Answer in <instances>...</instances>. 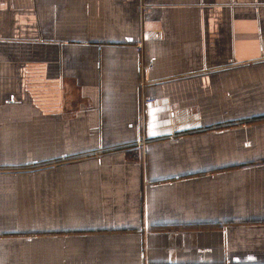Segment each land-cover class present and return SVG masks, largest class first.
I'll list each match as a JSON object with an SVG mask.
<instances>
[{
  "label": "crops",
  "instance_id": "0c3cea01",
  "mask_svg": "<svg viewBox=\"0 0 264 264\" xmlns=\"http://www.w3.org/2000/svg\"><path fill=\"white\" fill-rule=\"evenodd\" d=\"M0 169V264H264V0H0Z\"/></svg>",
  "mask_w": 264,
  "mask_h": 264
},
{
  "label": "rangeland",
  "instance_id": "374dc122",
  "mask_svg": "<svg viewBox=\"0 0 264 264\" xmlns=\"http://www.w3.org/2000/svg\"><path fill=\"white\" fill-rule=\"evenodd\" d=\"M94 122H88L85 126V128L88 130H90V128H92L94 125L92 124ZM119 127H117V130H118ZM24 129V128H23ZM29 133V132H28ZM24 137V136H23ZM26 145V142L23 143V146ZM144 143L141 144V146H143ZM73 159H76V157H71ZM55 163H50V162H46L40 166L37 167V169H39V171H43L45 170L48 166H51ZM1 170V169H0ZM20 169H16V171H19ZM23 170V169H22ZM67 178H69V176H66ZM75 181H77V178L78 176L77 175H74V176H71ZM7 178H8V175H7ZM62 179V178H61ZM12 181H14L13 183L19 185H27V184H31V183H34V182H37V181H45L43 175H33V174H30V175H26L25 173H22V175H16L15 177L12 176ZM4 199L7 201V202H10L11 204H14L16 203V192L15 191H7L5 196H4ZM40 209V208H39ZM29 209H27L26 211H28ZM45 224V219H44V216H39L38 217V221L35 222V223H30V222H27V223H21L20 225L23 226L24 228L26 227H30V226H33V225H36V224Z\"/></svg>",
  "mask_w": 264,
  "mask_h": 264
},
{
  "label": "built area",
  "instance_id": "2783aa9c",
  "mask_svg": "<svg viewBox=\"0 0 264 264\" xmlns=\"http://www.w3.org/2000/svg\"><path fill=\"white\" fill-rule=\"evenodd\" d=\"M142 44H143L142 41H140L137 44V51L140 54V57L138 60V66H139L140 72L143 73V75L145 76V79L147 80L150 76L151 71L154 68V61L149 60L148 62H145L144 58L142 57V47H143ZM156 101H157L156 98L148 97L143 101V103H145L147 106H150V105L154 104ZM247 144H249V143H247Z\"/></svg>",
  "mask_w": 264,
  "mask_h": 264
}]
</instances>
